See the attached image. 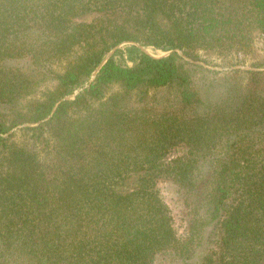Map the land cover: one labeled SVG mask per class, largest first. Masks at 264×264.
<instances>
[{
    "label": "trees",
    "instance_id": "1",
    "mask_svg": "<svg viewBox=\"0 0 264 264\" xmlns=\"http://www.w3.org/2000/svg\"><path fill=\"white\" fill-rule=\"evenodd\" d=\"M257 35L264 0H0V264H264V60L199 63Z\"/></svg>",
    "mask_w": 264,
    "mask_h": 264
},
{
    "label": "rangeland",
    "instance_id": "2",
    "mask_svg": "<svg viewBox=\"0 0 264 264\" xmlns=\"http://www.w3.org/2000/svg\"><path fill=\"white\" fill-rule=\"evenodd\" d=\"M98 15V13H91L88 15L81 16L77 20L90 22L95 20ZM143 49L149 54L158 58L167 56L170 53L157 50L150 46L143 47ZM200 60L201 61L199 63L211 69L227 70L232 67H238L247 70L249 68H252V64L254 62L264 60V36H256L255 47L253 51L249 54H242L236 52H223L219 54L215 51L201 50ZM125 63L130 66L133 65V63L129 61ZM62 65L65 66V60L62 64L58 65L57 68L62 70ZM52 85L53 83H48L44 87H51ZM15 130L21 135V132L19 130ZM37 146L39 149H42V147L43 149H46L45 143L43 141L39 142ZM140 177L141 174L133 175L132 177L128 178L122 185H120L118 189L122 192H127L135 189L139 183ZM157 188L162 199L169 205L172 210L175 226L178 233L181 236L186 235L195 212V210L192 208L194 206L191 194L187 189L182 188L178 184L168 179L159 180ZM214 245L216 246V243ZM215 264L217 263L215 262Z\"/></svg>",
    "mask_w": 264,
    "mask_h": 264
}]
</instances>
